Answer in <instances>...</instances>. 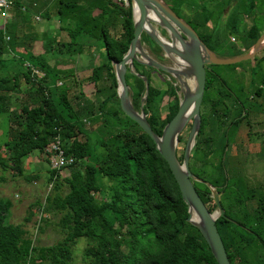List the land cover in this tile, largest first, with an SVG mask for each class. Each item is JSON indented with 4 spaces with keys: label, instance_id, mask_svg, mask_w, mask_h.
Returning a JSON list of instances; mask_svg holds the SVG:
<instances>
[{
    "label": "trees",
    "instance_id": "trees-1",
    "mask_svg": "<svg viewBox=\"0 0 264 264\" xmlns=\"http://www.w3.org/2000/svg\"><path fill=\"white\" fill-rule=\"evenodd\" d=\"M164 1L217 56H226L227 47L235 48L234 57L243 56L261 36L255 23L246 30L241 28L247 19L255 22L264 0ZM12 2L17 12L28 9L26 0ZM128 3L125 7L119 0H95L86 5L51 0L41 15L46 20L57 17L61 31L69 38L68 42L48 39L46 53L78 56L85 47L84 43L78 44L80 37L103 43V59L87 79L95 85L93 98L81 91L74 102L69 95L71 86L62 83L67 80L76 84L69 79H74L67 75L69 72H57L42 56H35L26 47L19 49L15 43H20V37L7 36L8 26L0 29V71H6L0 76V116L5 115L10 124L9 140L0 145V169L23 176L25 159L35 152L44 154L56 138L61 140L66 156L75 159L63 170L67 177H61L63 171L48 169L52 192L40 206L44 215H61L58 226L64 238L57 244L36 246L24 225L10 223L12 202L0 200V264H75L74 247L81 239L89 244L83 253L87 264H218L200 230L188 222L189 208L167 162L151 137L121 109L113 63L125 57L134 38L133 6L131 0ZM231 37H237L243 48L233 44ZM142 41L152 42L161 51L148 35L143 34ZM11 52L13 67L4 65V55ZM143 65L133 63L134 72L150 82L144 112L153 130L161 135L179 110V90L173 85L168 90L152 86ZM212 66L207 72L201 128L189 168L197 179L218 192L225 216L217 219L216 225L231 264H264V184L252 187L246 176H234L229 182L226 156L233 146L231 135L238 127L236 118H231L240 103ZM34 70L42 75H36ZM136 74L128 71L126 80L133 106L139 112L145 92L144 80ZM105 79L109 82L105 83ZM260 80L257 96L264 89V77ZM13 94L25 96L20 110L11 109ZM166 97L168 118L162 120ZM245 112L243 107L241 114ZM114 119L117 129L112 125ZM152 119L157 121L160 132L154 129ZM86 120L100 122L101 140L88 134ZM208 126L211 129L206 133ZM82 135L86 141L80 140ZM179 139L180 143L186 140L182 135ZM100 149L101 156H95ZM183 156L184 152L179 157L181 163ZM46 161L49 164L47 158ZM114 182L120 187L109 191V199L94 193ZM205 184L194 182L200 196H211ZM64 187L68 189L65 194ZM43 214L41 225L48 224Z\"/></svg>",
    "mask_w": 264,
    "mask_h": 264
},
{
    "label": "rangeland",
    "instance_id": "rangeland-1",
    "mask_svg": "<svg viewBox=\"0 0 264 264\" xmlns=\"http://www.w3.org/2000/svg\"><path fill=\"white\" fill-rule=\"evenodd\" d=\"M65 1L77 3L80 5H86L87 3H94L95 0ZM46 2H48V0H26L25 5H27L28 11H24L25 17L23 16V18H25L27 23H19L18 27L16 24L12 23L3 25L4 20L0 17V29L4 30L5 27L8 26L7 36H9V34H17L20 37V43H15L19 44V49L22 50L26 47L27 49L36 48L37 50H40L39 48L43 46V40L38 43H34L33 40H30V36L37 34V37L41 38L44 35H42V30H44V28H49L51 30L49 33H47L49 41L53 42L55 38L61 42L69 41L67 33L62 32L60 29L61 24L59 23L57 17H53L52 19L48 20L41 18V15L44 11H46L47 6L51 2V0L48 4H46ZM44 4L47 6L45 7ZM124 4L125 5L123 6L125 7L129 6L128 2H124ZM14 11L17 12V10ZM22 11L23 10H19L18 13H21ZM258 11L260 12H257L258 14L256 13L257 16L255 18V22H253L251 19H247V21L244 22L241 31H243L244 29H248L253 25V23H255L261 36L264 34V8H262L261 10L258 9ZM37 16L41 18V20H36ZM160 32L162 31L160 30ZM26 36H29L30 39L26 38ZM163 37L168 39L166 36ZM87 40L88 42H90L92 39L87 38ZM10 41H13V39ZM88 42L83 37H80L78 40V44H85L84 54H87L85 55V57H82V55L75 56L72 54L70 56H67L65 54L59 55L58 57L50 56L51 65H53L55 68L65 67L67 72H69L67 73V75H69V77H74V79H69L74 80L76 84L73 81L67 80L62 82L63 84H67V86H71L69 88L71 89L69 95L70 98L73 99V102L76 96H80V92L82 91L81 87L91 84V82H87V79L90 78L92 75V68L87 71L82 70L86 68V65L88 66L91 61H93L94 67L97 66L99 64V61H101V55L104 54L105 49L103 47L102 42L98 40H93L90 44ZM231 42L237 45L238 47L243 48L241 42L237 37H231ZM5 44H7V42H5ZM145 50L148 55L155 59L152 51H149V49L147 48ZM234 50L235 48L233 47H227L224 52L226 56L218 57L235 58ZM4 56L7 60L5 61V64L9 63V66H12V60L10 59L11 57L7 55ZM263 56L264 50L257 56H255L253 59L238 64L212 66L214 73L218 76V79L224 81L227 84L229 89L234 93V97L238 99L240 103L235 106L231 120L241 116L243 107L246 111L243 114H247L246 117L242 116V120H240V118L237 119L240 120V122L238 123V125H240L238 130L240 131L236 132L235 135L232 133L230 138L231 144L233 142V146L232 148H229L227 150V177L230 182V180H232L234 176H246L252 183V187L264 184V89L261 90L262 94L260 96H257L256 94V91L261 83L260 79L262 78V76L264 77V61H261V58ZM164 63L176 67L169 59L166 58L164 59ZM253 73L255 76L254 78L252 76ZM5 74L6 71H0V76H3ZM153 77L154 84L158 87V89L168 90V88H170L169 86L173 83L175 87H178L180 98H182L183 94L181 86L173 76H171L170 74L164 75L159 73H153ZM190 81L191 79L186 80L188 84ZM104 82L107 83L109 81L105 79ZM58 85L62 87L61 82H58ZM132 86H134L133 83ZM142 87L144 92L146 93L145 82ZM84 89H86L87 92L89 91L88 87ZM87 95H89L90 98H93L94 91L87 93ZM24 101L25 96H23L22 94H13L11 97V109L20 110L21 105ZM168 101L169 99L166 97L162 105V120H166L168 118V112L166 111V104ZM121 116L122 115H120V117ZM152 120L154 123V129L159 131V125L155 124L157 123V121L155 119ZM112 125L116 129L118 128V122L116 119L112 120ZM9 126L10 124L8 122L7 117L5 115L0 116V145L4 146L9 140L7 136ZM191 126L192 122L188 124V126L182 133V137H184L186 140L184 141V143H179L177 147L179 157L183 155ZM85 129L86 131H88V134L90 133V135L93 136L94 140H101L102 136H98V131L100 130V122L90 123L89 120H86ZM210 129L211 127L208 126V130L206 133H209ZM248 132L250 134L249 137L251 136L254 139V143L250 141V138L248 137ZM80 140L86 141V137L82 135L80 136ZM91 148L94 149L95 146L93 145V147L91 146ZM4 153L5 155L7 154L5 151ZM102 153L103 150L100 149L98 150V152H96L95 156L100 157ZM24 168L25 173L23 176H18L13 171L4 172L0 169V200L7 199L12 202L13 206L11 209V216L9 220L10 223L15 225H24L25 229L28 231L29 236L33 239L34 244L36 246H53L64 238L63 232L58 226L61 215L55 213L44 215L41 211L42 209L40 210V206L46 203V198L52 192V185L49 184L48 173V169H50L51 167L46 161L45 154L35 152L25 159ZM60 175L64 178L68 176V173L65 170L61 172ZM195 182L202 183L198 180H196ZM119 187L120 185L118 183H107L106 187L103 190H95L94 193L97 197L107 200L109 199V191L118 189ZM67 191V187H64L63 193L65 194ZM201 197L208 209H210L212 212L218 211L212 195L208 196L202 193ZM42 214L48 218V224L41 225L39 223ZM27 219H30V221H27ZM88 246L89 244L87 240L81 239L80 241H78L77 245L74 247L73 254V262L75 264H87L84 261L83 253Z\"/></svg>",
    "mask_w": 264,
    "mask_h": 264
},
{
    "label": "water",
    "instance_id": "water-1",
    "mask_svg": "<svg viewBox=\"0 0 264 264\" xmlns=\"http://www.w3.org/2000/svg\"><path fill=\"white\" fill-rule=\"evenodd\" d=\"M134 18V38L125 57L113 63L120 106L123 113L137 123L140 128L151 137L156 149L167 162L178 186L182 198L189 208L188 222L196 226L206 242L218 264H231L222 237L218 231L216 221L225 216L217 190L210 184L197 179L189 168L192 150L196 144V137L201 128V107L206 89V74L210 65H233L253 59L264 50V34L260 36L249 53L235 58L218 57L200 38L196 30L184 19L179 17L164 0H131ZM136 9L139 14L136 17ZM168 33L169 39L160 30ZM146 34L158 45L176 67L158 62L149 56L142 43V35ZM137 61L157 71L172 75L180 84L182 98L175 117L165 126L163 133L158 135L150 125L144 112L145 99L149 93V81L134 72L133 63ZM128 71L143 78L146 84V95L142 99L138 112L132 103V91L127 83ZM194 80V88H190L186 80ZM192 122L184 148L183 163L179 161L177 147L180 136ZM198 180L206 183L212 191L217 205V212H210L195 188ZM200 219L201 224L193 220V214Z\"/></svg>",
    "mask_w": 264,
    "mask_h": 264
},
{
    "label": "built area",
    "instance_id": "built-area-1",
    "mask_svg": "<svg viewBox=\"0 0 264 264\" xmlns=\"http://www.w3.org/2000/svg\"><path fill=\"white\" fill-rule=\"evenodd\" d=\"M120 2L127 3L128 0H119ZM14 10V4L12 0H0V17L7 23L11 18V13ZM25 11V9H22ZM40 19V18H38ZM234 41V38H233ZM36 75H42L39 71H35ZM45 156L49 161L51 169L63 171L64 168L74 164L75 159L73 157L66 156L64 149L62 148V142L59 138H56L45 150Z\"/></svg>",
    "mask_w": 264,
    "mask_h": 264
},
{
    "label": "crops",
    "instance_id": "crops-1",
    "mask_svg": "<svg viewBox=\"0 0 264 264\" xmlns=\"http://www.w3.org/2000/svg\"><path fill=\"white\" fill-rule=\"evenodd\" d=\"M49 1V0H48ZM44 3H45V1H44ZM46 4H48V2H46ZM45 5V4H44ZM47 5H45V7H46ZM15 10V9H14ZM12 11V13H11V18H10V20H9V22L8 23H12V24H16L17 25V27L19 26L18 24L19 23H22V22H25V23H27V21L25 20V18H23V16L25 17V12L24 11H22V13H18V12H15V11ZM39 17L37 16L36 17V20H41V18L40 19H38ZM58 19V18H57ZM24 20V21H23ZM59 20V19H58ZM29 23V22H28ZM60 23V22H59ZM43 32H42V37L41 38H39V37H37V34H35V35H33V36H31V40H33V42L34 43H38V42H40V41H42L43 40V46H41V48H39L40 50H37L36 48L34 49H29L30 50V52H32L35 56H37V57H39V56H42L44 59H46V61H48L49 62V64L51 65V63H50V56H53L52 54H50V53H46L45 52V49H44V45L46 44V41H48V37H47V33H49L51 30L49 29V28H44V30H42ZM58 39H54V41H57ZM84 52H85V49H84V51L82 52V54H80V55H78V56H81L82 55V57H85V55H87V54H84ZM88 53H89V51H88ZM7 56H10L11 57V59H13V57H14V54L11 52L10 54H6ZM84 55V56H83ZM89 55V54H88ZM5 58V57H4ZM13 61V60H12ZM4 65H5V61H4ZM6 65H9V63L8 64H6ZM11 65H12V67H13V62L11 63ZM94 67V63H93V61H91V63L90 64H88V66L86 65V68H84L82 71H87V70H89L90 68H93ZM51 67L54 69V70H56L57 72H61V71H66L67 72V70H66V68L65 67H59V68H55L53 65H51ZM78 70V69H77ZM3 71V70H2ZM83 73V72H82ZM88 82V81H87ZM93 85V86H92ZM88 87V92L86 91V89H84V88H87ZM91 87V88H90ZM82 88V91H83V93L85 94V95H87V93H90V92H93L94 91V93H95V85L93 84V83H91V84H89V85H87V86H83V87H81ZM87 96H89V95H87ZM90 97V96H89Z\"/></svg>",
    "mask_w": 264,
    "mask_h": 264
},
{
    "label": "flooded vegetation",
    "instance_id": "flooded-vegetation-1",
    "mask_svg": "<svg viewBox=\"0 0 264 264\" xmlns=\"http://www.w3.org/2000/svg\"><path fill=\"white\" fill-rule=\"evenodd\" d=\"M162 32H161V34L163 35V36H166L168 39H169V36H168V33L166 32V31H164V30H161ZM142 43H143V46H144V50L147 48V49H149V51H152L153 52V55H154V57H155V60H157L158 62H161L162 64H165L164 63V59L166 58V59H168L167 57H165V54H164V52H163V50L161 49V51H158L157 49H156V47H155V45L152 43V42H149V41H142ZM145 52H146V50H145ZM147 53V52H146ZM150 56V55H149ZM165 65H167V64H165ZM143 66H145V69L143 70V72L145 73V74H149V76H150V80H151V85L152 86H155V87H157L155 84H154V77H153V73H159V74H167V73H164V72H161V71H157V70H155V69H153V70H151L152 68L151 67H149V66H146V65H143ZM168 66H171V65H168ZM211 66L212 65H210V66H208V70H207V72L209 71V70H211ZM172 76V75H171ZM144 77H146V76H144ZM206 77H207V74H206ZM147 78V77H146ZM148 79V78H147ZM176 80V79H175ZM148 81H149V79H148ZM172 85H173V83H172ZM149 86H150V82H149ZM174 86V85H173ZM175 87V86H174ZM176 88H178V87H176ZM179 90V89H178ZM145 95H146V93H145ZM179 97H180V95H179ZM242 116H244V117H246L247 116V114H241V116L240 117H236V121H237V123H239L240 122V120H242ZM252 116H253V114H252ZM240 118V120H237V119H239ZM252 118V117H251ZM239 126L240 125H238V127H237V132L238 131H240V130H238V128H239ZM249 132H248V137H249ZM250 138V141L252 142V143H254V139L250 136L249 137ZM253 139V140H252Z\"/></svg>",
    "mask_w": 264,
    "mask_h": 264
},
{
    "label": "bare ground",
    "instance_id": "bare-ground-1",
    "mask_svg": "<svg viewBox=\"0 0 264 264\" xmlns=\"http://www.w3.org/2000/svg\"><path fill=\"white\" fill-rule=\"evenodd\" d=\"M138 14H139V12H138V10L136 9V17L138 16ZM189 86H190V88H194V80H191L190 82H189ZM193 220L197 223V224H201V221H200V219L197 217V215L194 213L193 214Z\"/></svg>",
    "mask_w": 264,
    "mask_h": 264
}]
</instances>
